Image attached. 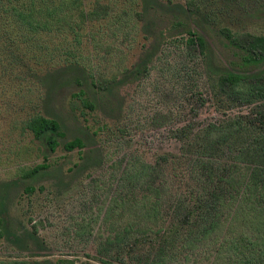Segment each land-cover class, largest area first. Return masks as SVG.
Segmentation results:
<instances>
[{"label":"trees","instance_id":"trees-1","mask_svg":"<svg viewBox=\"0 0 264 264\" xmlns=\"http://www.w3.org/2000/svg\"><path fill=\"white\" fill-rule=\"evenodd\" d=\"M132 1L147 42L131 69L118 79H103L78 57H69L73 51H64L62 64L43 66L52 54L53 36L63 35L68 47L77 49L88 23L106 17L99 0L92 7L84 0H0V80H20L28 90L36 84L43 88L42 112L29 115L23 129L48 151L54 152L65 136L59 112L66 99L89 111L119 107L120 86L139 79L169 41L183 40L200 52L218 104L232 108L264 100V33L241 31L232 17L264 22V0ZM254 114L225 115L200 130L185 125L172 132L180 150L156 159L164 167V180L158 200L147 201L150 239L139 259L146 257V264H264V110ZM62 146L70 152L84 143L74 137ZM45 168L23 169L21 178L35 179ZM153 172L155 166L148 165L143 175ZM3 200L0 196V239L6 226ZM132 230L131 224L124 227L125 233ZM131 248L117 250L114 260L132 256Z\"/></svg>","mask_w":264,"mask_h":264},{"label":"rangeland","instance_id":"rangeland-1","mask_svg":"<svg viewBox=\"0 0 264 264\" xmlns=\"http://www.w3.org/2000/svg\"><path fill=\"white\" fill-rule=\"evenodd\" d=\"M84 2L92 7L96 0ZM99 3L106 6L99 10L107 15L88 23L80 47H68L63 35L53 36L52 54L43 66L62 64L68 50L74 55L69 57H78L98 78L118 79L133 67L147 42L139 30L136 4L132 0ZM232 17L241 31L264 33V22ZM215 53L224 60L220 51ZM214 83L196 48L180 39L169 41L139 79L120 86L119 107L89 111L66 99L59 112L65 136L50 152L43 141L23 129L29 115L42 112L43 88L36 84L28 90L30 86L20 80L2 78L0 196L6 226L0 262L146 264V257L139 258L148 251L144 241L150 239L147 201L156 199L164 180V167L156 159L180 150L172 132L185 125L196 131L225 115H255L259 108L264 110V100L223 107L214 98ZM74 137L83 141V148L64 150L63 142ZM38 164L46 168L37 178H21L23 169ZM148 165L155 166V172L143 175ZM27 186L33 190H26ZM127 224L134 230L125 233ZM134 241L139 244L131 246ZM129 246L132 256L115 261L116 251L129 252Z\"/></svg>","mask_w":264,"mask_h":264}]
</instances>
